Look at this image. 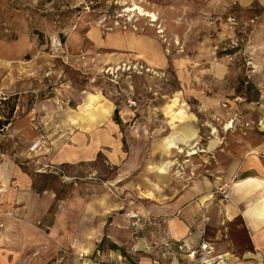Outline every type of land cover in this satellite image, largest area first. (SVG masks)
<instances>
[{
    "label": "rangeland",
    "instance_id": "1",
    "mask_svg": "<svg viewBox=\"0 0 264 264\" xmlns=\"http://www.w3.org/2000/svg\"><path fill=\"white\" fill-rule=\"evenodd\" d=\"M93 27L127 31L135 47L72 59L67 43ZM0 96L2 205L7 185L29 181L62 199L102 193L116 213L143 214L155 192L139 188L165 177L149 174L154 162H172L183 184L203 180L197 193L222 204L253 175L238 149L255 153L264 138V0H0ZM172 136L183 151L167 150ZM0 208V246L21 248L26 229L11 231ZM172 213L157 218L158 228L106 234L105 246L132 264H169L139 237L166 232Z\"/></svg>",
    "mask_w": 264,
    "mask_h": 264
},
{
    "label": "crops",
    "instance_id": "2",
    "mask_svg": "<svg viewBox=\"0 0 264 264\" xmlns=\"http://www.w3.org/2000/svg\"><path fill=\"white\" fill-rule=\"evenodd\" d=\"M134 39L124 30L108 32L93 27L85 36L79 34L71 38L66 48L71 51L72 59H94L87 53L126 51L135 47ZM175 139L179 146H186L181 138ZM256 139L250 138L251 145ZM259 139H262L260 146H251L255 153L238 149L235 158L244 162L248 157L242 168L251 170L253 175L235 183L230 198L222 204L211 205L209 196L197 193L199 186L206 185L203 180L196 182L191 178L188 181L191 183L183 184L170 168L165 172L161 170L163 165L156 166L154 162L149 174L165 177L146 181L139 188L155 193L153 199L149 198V205L144 202L143 214L138 212L143 222L135 228L161 227L163 224L157 218L171 211L173 218L167 222L166 232L159 233L157 227L150 235H140V245L148 250L158 248L169 264H264V157L261 155L264 154V138ZM14 170L10 169L9 174ZM17 183L11 187L7 185L5 193L9 198L4 205L0 202L6 209L1 216L17 235L23 237V229H26V241L18 249L0 246V264H132L126 253L105 246L106 234L112 239L121 232L128 234L127 229L134 227L126 214L116 213L119 207L116 203H109L99 193L82 198L81 194L73 192L62 199L49 190L36 191L29 181ZM161 191L179 193L173 194L174 199H160L162 196L157 192ZM174 203L177 207L173 210ZM204 215H209V222H202ZM37 221L41 222V227H36ZM46 226L50 227L48 232L42 230ZM202 241L212 248L210 263L203 262L204 253L199 250ZM139 261L138 264H167L151 261L148 257H141Z\"/></svg>",
    "mask_w": 264,
    "mask_h": 264
},
{
    "label": "bare ground",
    "instance_id": "3",
    "mask_svg": "<svg viewBox=\"0 0 264 264\" xmlns=\"http://www.w3.org/2000/svg\"><path fill=\"white\" fill-rule=\"evenodd\" d=\"M136 9H138V8H136ZM139 10V9H138ZM152 18L153 19H155V16L154 15H152ZM104 44V43H103ZM129 82V81H128ZM126 88V87H125ZM87 92V91H86ZM85 97V96H84ZM96 97V96H95ZM86 99V98H85ZM95 100H97L98 101V98L96 97V98H94ZM94 101V100H93ZM101 101V100H100ZM263 101H264V99H263ZM84 105V104H83ZM104 105V104H103ZM82 107V106H81ZM92 108V107H91ZM89 109V108H88ZM86 112L89 114L90 113V111H87V109H86ZM105 112H106V108H105ZM182 112H184V111H181V113ZM186 112V111H185ZM32 113V112H31ZM103 115H104V113H103ZM184 115V117H188V115H187V113H184L183 114ZM87 116V115H86ZM179 118V117H178ZM30 119V118H29ZM173 119V118H172ZM63 120V119H62ZM84 121V120H83ZM181 121V120H180ZM87 124V123H86ZM84 126V125H83ZM186 126H188V125H185V126H183L180 130H184V132H185V134H186V138H190L191 137V134H190V132L189 131H186L187 129H188V127L187 128H185ZM91 129V128H90ZM167 141H169V144H168V148H176L179 152L180 151H183V149L179 146V144L177 143V141L175 140V137H169L168 139H167ZM194 146V145H193ZM194 148L195 147H192L191 149H190V151H189V154H194V153H196V150H194ZM198 150V149H197ZM171 165H172V163L171 162H166L163 166H162V170L163 171H167V170H169V168L171 167ZM94 194V193H93ZM102 194V193H101ZM29 195H30V193H29ZM90 195V194H89ZM100 195V194H99ZM107 195V194H106ZM29 197V196H28ZM33 197V196H32ZM31 197V198H32ZM84 196H82V198H83ZM30 198V199H31ZM34 198V197H33ZM40 200V199H39ZM39 200H37V201H39ZM30 202V201H29ZM40 202V201H39ZM39 202H37L38 204H39ZM36 205V204H35ZM34 208V207H33ZM37 208V207H36ZM39 208V207H38ZM37 208V209H38ZM75 210V209H74ZM76 211V210H75ZM33 213V212H32ZM32 213H31V215H32ZM36 215V214H35ZM34 215V216H35ZM80 228V227H79ZM87 229V228H86ZM78 232V231H77ZM82 232V231H81ZM75 238H76V236H75ZM81 238V237H80ZM83 240H84V238H82ZM81 242V241H80ZM79 242V243H80ZM83 243V242H82ZM87 244V243H86ZM79 245V244H78ZM81 245V244H80ZM79 245V246H80ZM91 246V245H90ZM72 249V248H71ZM74 249V248H73ZM81 249H82V247H81ZM72 257V256H71ZM76 260V259H75Z\"/></svg>",
    "mask_w": 264,
    "mask_h": 264
},
{
    "label": "built area",
    "instance_id": "4",
    "mask_svg": "<svg viewBox=\"0 0 264 264\" xmlns=\"http://www.w3.org/2000/svg\"><path fill=\"white\" fill-rule=\"evenodd\" d=\"M6 99V97L4 96H0V102L2 100ZM128 217H129V220H131V224L132 226L134 227H137V226H140L142 224V218L141 216L138 214V212H130L128 213ZM203 219V218H202ZM205 220H210L209 217H205L204 218ZM203 221V220H202ZM46 229H50V227L46 226L45 227ZM195 229V228H194ZM199 250H201L204 254V260L203 262L204 263H210L212 261V259H210V255L212 254V248L210 247L209 244H207L206 242L202 241L199 245ZM86 261H89V258H87ZM174 264H177V263H174Z\"/></svg>",
    "mask_w": 264,
    "mask_h": 264
},
{
    "label": "trees",
    "instance_id": "5",
    "mask_svg": "<svg viewBox=\"0 0 264 264\" xmlns=\"http://www.w3.org/2000/svg\"><path fill=\"white\" fill-rule=\"evenodd\" d=\"M7 100V98L6 99H4V100H2V102H5Z\"/></svg>",
    "mask_w": 264,
    "mask_h": 264
}]
</instances>
